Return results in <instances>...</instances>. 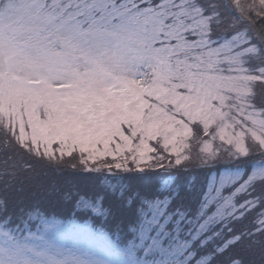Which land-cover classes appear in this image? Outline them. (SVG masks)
<instances>
[{
  "label": "snow or ice",
  "instance_id": "snow-or-ice-1",
  "mask_svg": "<svg viewBox=\"0 0 264 264\" xmlns=\"http://www.w3.org/2000/svg\"><path fill=\"white\" fill-rule=\"evenodd\" d=\"M0 264H264V0H0Z\"/></svg>",
  "mask_w": 264,
  "mask_h": 264
}]
</instances>
